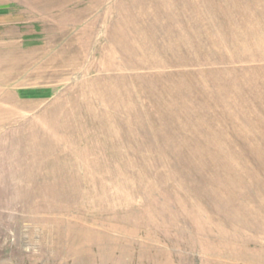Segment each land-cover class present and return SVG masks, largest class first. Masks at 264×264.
Masks as SVG:
<instances>
[{
  "label": "rangeland",
  "instance_id": "374dc122",
  "mask_svg": "<svg viewBox=\"0 0 264 264\" xmlns=\"http://www.w3.org/2000/svg\"><path fill=\"white\" fill-rule=\"evenodd\" d=\"M0 264H264V0H0Z\"/></svg>",
  "mask_w": 264,
  "mask_h": 264
}]
</instances>
